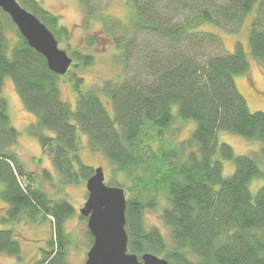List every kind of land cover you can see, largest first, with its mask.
<instances>
[{
  "label": "trees",
  "instance_id": "trees-1",
  "mask_svg": "<svg viewBox=\"0 0 264 264\" xmlns=\"http://www.w3.org/2000/svg\"><path fill=\"white\" fill-rule=\"evenodd\" d=\"M222 1L217 16L237 22L253 8H258V13L264 3ZM30 4L32 13L56 38L67 37L64 27L56 28L58 16L36 0ZM135 10L141 13L136 5ZM151 12L146 23L136 16L139 29L180 40L199 35L207 37L209 43H220L216 34L196 30L200 23L214 21L208 9L192 18L193 27L176 28L155 24ZM215 24L221 22L215 20ZM261 29L253 19L248 53L236 43L232 52L202 55V62L178 51L160 54L156 59L160 76L154 84L107 82L103 88L106 102L92 91L81 90L74 80L77 100L72 109L59 94L61 75L47 68L44 57L28 46L0 9V94L5 79L10 78L24 108L35 117L27 132L50 156L63 184L86 180L93 173L94 167L83 164L78 154L79 131L87 136L90 150L103 155L114 172L134 181L129 186L134 196L126 195L125 209L129 252L138 256L150 252L171 264H264V171L258 165L259 159L264 162V109L249 111L234 81L235 75L248 71L250 56L264 60ZM175 116L194 123L189 137L180 142L165 139ZM219 131L260 141L261 147L253 156L236 155L228 144L217 143ZM17 136L6 102L0 97V200L6 206V220L23 216L34 222L50 219L48 249H42L34 264H69L65 221L75 209L66 198H49L45 191L32 188V174L25 171L12 150ZM221 159L234 163L229 177L222 175ZM141 170H145V177L137 174ZM43 176L47 181L53 177L48 171ZM24 178L28 182L23 186L20 179ZM254 178H262L263 183L252 197L249 184ZM160 190L165 199L160 217L169 230V241L157 228L145 227L142 218L146 208L157 204L154 193ZM0 254L20 259V244L11 229H0Z\"/></svg>",
  "mask_w": 264,
  "mask_h": 264
},
{
  "label": "rangeland",
  "instance_id": "rangeland-1",
  "mask_svg": "<svg viewBox=\"0 0 264 264\" xmlns=\"http://www.w3.org/2000/svg\"><path fill=\"white\" fill-rule=\"evenodd\" d=\"M16 1L20 5L28 6L29 8L25 9L32 13L33 6L30 0ZM36 1L44 9L58 16L57 29L62 26L67 30V37L61 35L59 39L54 37L58 42V47L64 49L72 58L73 65L68 68L67 74L59 77L58 81L60 97L68 102L72 109H75L77 100L76 91L72 85L74 80L79 83L81 90L92 91L99 95L103 102H106L108 97L103 93V88L107 82L114 84L126 81L136 86L154 84L160 76L156 66L159 62L156 59L160 54L166 55L178 51L188 57H197L201 60L202 55L232 52L236 43H240L243 50L248 53V33L252 20L256 19L257 25L264 30V3L258 13V8H253L240 22H237L217 16L222 0ZM135 5L140 8L141 13L136 12ZM206 8L211 12L214 21L202 22L196 30L216 34L221 39L219 45L209 43L207 37L204 36L188 35L187 38L180 40V38H171L155 30L139 29L135 24L136 16L138 20L146 23L148 13L152 11L150 16L155 14V24L175 28L184 25L193 27L192 18H196V14L203 9L207 10ZM34 15L37 17L36 14ZM215 20L221 24H215ZM8 31L10 36L14 35L10 25ZM126 46L128 49L124 48ZM249 59L248 71L245 74L235 75L234 81L249 111L253 112L264 109V60H257L251 56ZM0 97L6 102L10 124L18 134L12 150L17 154L25 171L32 174L30 182L32 188L45 191L49 198H66L75 209L74 214L65 221V231L69 238L66 259L69 264H84L86 252L92 243L86 227V218H81L78 212L87 196L85 180L72 184L60 182L52 167L50 156L42 152L39 141L27 132V126L34 122L35 117L24 108L10 78L5 79ZM107 109L111 111L108 105ZM193 127L192 121H183L175 116V121L168 129L165 139L180 142L189 137ZM46 133L51 135L52 132L47 131ZM78 142V154L83 164L94 168L101 166L106 184L121 185L126 190L125 195L134 196L129 189L134 181H130L123 173L114 172L113 167L103 155L91 151L87 136L81 131L78 132ZM217 143L228 144L236 155L253 156L261 147L260 141L249 140L224 131L217 133ZM221 163L222 175L224 177L232 175L233 161L221 159ZM258 165L264 171V162L259 159ZM46 171L53 175L51 181L45 180L43 173ZM144 171L141 170L137 174L145 177ZM20 180L23 186L28 182L25 178ZM262 183V178L251 180L249 190L252 197L255 196ZM162 191L154 193L157 197V204L152 208H146L142 218L145 227L157 228L169 241V230L160 217L165 207ZM147 194L151 196L152 192ZM6 216V206L0 200V229L13 230L20 244V259L0 254V264H34L40 258L42 249H48L46 243L52 235L50 219L34 222L23 216L13 221L6 220Z\"/></svg>",
  "mask_w": 264,
  "mask_h": 264
},
{
  "label": "water",
  "instance_id": "water-1",
  "mask_svg": "<svg viewBox=\"0 0 264 264\" xmlns=\"http://www.w3.org/2000/svg\"><path fill=\"white\" fill-rule=\"evenodd\" d=\"M0 9L6 13L28 46L41 54L47 68L64 75L72 58L58 42L49 28L16 0H0ZM86 199L79 215L86 218V227L92 243L86 252L84 264H171L165 258L150 252L139 256L128 251L125 230V190L104 182L101 166L85 180Z\"/></svg>",
  "mask_w": 264,
  "mask_h": 264
}]
</instances>
